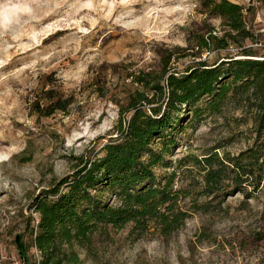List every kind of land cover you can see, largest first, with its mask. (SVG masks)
Wrapping results in <instances>:
<instances>
[{
	"label": "rangeland",
	"instance_id": "374dc122",
	"mask_svg": "<svg viewBox=\"0 0 264 264\" xmlns=\"http://www.w3.org/2000/svg\"><path fill=\"white\" fill-rule=\"evenodd\" d=\"M230 1L243 6L253 36L242 40L244 47L264 59V0ZM207 2L0 0V264H27L16 249L18 236L29 263L39 258L31 246L34 197L71 174L74 157H91L115 136L127 94L142 88L132 77L181 74L197 61L237 54L234 44L214 47L209 35L221 37L225 27ZM261 93L259 87L230 98L221 114L197 118L185 111L165 157L171 164L154 168L174 171L172 187L183 190L176 205L186 215L176 230L99 228L86 246L74 248L82 264H264V176L250 195L231 180L199 195L203 157L226 162L253 143ZM56 99L68 104L47 114ZM250 186L242 184L245 191Z\"/></svg>",
	"mask_w": 264,
	"mask_h": 264
},
{
	"label": "trees",
	"instance_id": "16d2710c",
	"mask_svg": "<svg viewBox=\"0 0 264 264\" xmlns=\"http://www.w3.org/2000/svg\"><path fill=\"white\" fill-rule=\"evenodd\" d=\"M206 6L225 27L221 37L209 35L214 47L223 49L234 44L237 54L211 64L197 61L181 74L163 72L155 78L140 73L132 77V82L142 88L127 94L126 106L119 111L113 127L115 136L108 137L91 157H74L72 173L34 197L31 246L39 258L33 264H82L74 248L86 246L97 229L107 226L121 229L131 224L137 234L150 227L163 235L176 230L186 215L176 205L183 190L172 187L174 171L156 174L154 168L171 164L165 157L175 146L185 111L197 118L206 113L221 114L230 98L259 87L262 93L253 143L235 155L225 156L226 162L212 153L203 157L204 185L197 193L213 194L225 180H231L233 189L245 196L260 189L264 176V59L255 58V50L242 43L253 38L246 30L243 6L230 0H208ZM198 45L208 47L203 39ZM241 54L247 57L235 58ZM52 102L47 107L53 109L47 114L68 104L59 99ZM194 162L200 163L196 159ZM245 182L251 185V191L243 189ZM110 196L115 202L109 201ZM204 205L200 203L201 208ZM16 249L30 264L27 246L19 236Z\"/></svg>",
	"mask_w": 264,
	"mask_h": 264
}]
</instances>
